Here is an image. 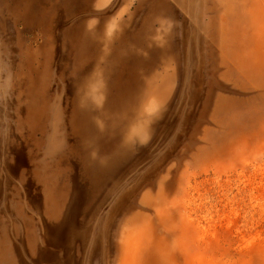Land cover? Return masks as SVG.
<instances>
[{"label":"rangeland","instance_id":"374dc122","mask_svg":"<svg viewBox=\"0 0 264 264\" xmlns=\"http://www.w3.org/2000/svg\"><path fill=\"white\" fill-rule=\"evenodd\" d=\"M0 264H264V0H0Z\"/></svg>","mask_w":264,"mask_h":264}]
</instances>
